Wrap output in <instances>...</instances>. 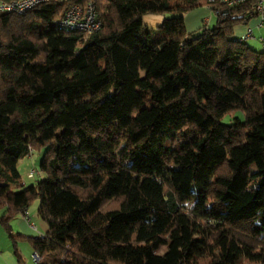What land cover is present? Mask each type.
<instances>
[{"label": "trees", "instance_id": "trees-1", "mask_svg": "<svg viewBox=\"0 0 264 264\" xmlns=\"http://www.w3.org/2000/svg\"><path fill=\"white\" fill-rule=\"evenodd\" d=\"M89 1L92 34L57 25L72 3L0 13V224L38 200L35 264H264V50L233 36L253 2L187 32L206 0Z\"/></svg>", "mask_w": 264, "mask_h": 264}, {"label": "crops", "instance_id": "crops-1", "mask_svg": "<svg viewBox=\"0 0 264 264\" xmlns=\"http://www.w3.org/2000/svg\"><path fill=\"white\" fill-rule=\"evenodd\" d=\"M197 9H201V13H196V17H189L188 19V16H192L193 10L185 15L184 22L188 32L194 31V20L197 16L201 23L199 27H201L204 24L208 25L209 18L212 15L211 12L204 7ZM163 18L164 17L160 15H147L144 17L143 21L148 28H154L161 24ZM255 18L254 16L245 23L237 25V27L234 28V38H239L244 35L246 30L250 28L254 39H249V41L259 43L258 38L264 36V30L258 27V20ZM189 21L194 25H189ZM255 31H257L258 34H256ZM247 42L248 41H246V44ZM262 50H264L263 47ZM38 206L39 202L35 200L23 214H19L13 218L9 222L11 229L10 234L7 233L6 229L0 224V264H35L32 259L33 249L30 244V239L41 236L46 232V225L37 214Z\"/></svg>", "mask_w": 264, "mask_h": 264}, {"label": "built area", "instance_id": "built-area-1", "mask_svg": "<svg viewBox=\"0 0 264 264\" xmlns=\"http://www.w3.org/2000/svg\"><path fill=\"white\" fill-rule=\"evenodd\" d=\"M54 0H10L0 1V13H13L16 15H24L36 8L40 4L47 3ZM62 3H72L66 9L63 17L57 22V25L62 29L74 30L85 34L96 33L101 29V21L98 18L96 6L89 1L85 5L81 4L80 0H55ZM248 1L253 2L254 16L259 18L258 27L264 30V0H206L207 9L213 5H218L225 10L232 9L240 4H245ZM249 39H254L252 30L248 28L244 35L237 40L239 42H246ZM259 43L264 48V36L258 38ZM38 174L37 170H31L27 177L34 178ZM33 261L36 263L38 255L33 253Z\"/></svg>", "mask_w": 264, "mask_h": 264}, {"label": "rangeland", "instance_id": "rangeland-1", "mask_svg": "<svg viewBox=\"0 0 264 264\" xmlns=\"http://www.w3.org/2000/svg\"><path fill=\"white\" fill-rule=\"evenodd\" d=\"M201 9H197V10H193L194 12L192 13V16H188V19L189 17H196V13L200 14ZM209 22H208V25L209 26H214V24L216 23V17L215 15H211L210 18H209ZM258 20V23H259V18H255ZM195 27L193 30H197L198 27L201 25V23L199 22V18L197 16V18H195ZM192 24V22L189 21V25ZM194 24H192L193 26ZM205 25V24H204ZM237 27V26H236ZM153 28V27H152ZM200 28V27H199ZM187 30V29H186ZM188 32V30H187ZM256 34L257 31H255ZM262 33V31H261ZM247 45L250 47V48H253V49H256L257 51H260L262 50V47H261V44L257 43V42H253V41H249L247 40ZM253 46V47H252ZM229 117V115H228ZM224 121H226L224 119ZM41 153L40 152H34V154L30 157H26L20 161H18V170H19V173H20V176H21V182L25 184V186H28V185H31L33 183L36 182V180L38 179V175H35L34 176V179H28L27 175L28 173L31 171V170H37L38 169V166H39V162H40V159H41ZM165 248L164 247H161L157 252L158 253H162L163 250ZM206 262H201L200 264H205Z\"/></svg>", "mask_w": 264, "mask_h": 264}, {"label": "water", "instance_id": "water-1", "mask_svg": "<svg viewBox=\"0 0 264 264\" xmlns=\"http://www.w3.org/2000/svg\"><path fill=\"white\" fill-rule=\"evenodd\" d=\"M228 14V10H225L223 15H227Z\"/></svg>", "mask_w": 264, "mask_h": 264}]
</instances>
